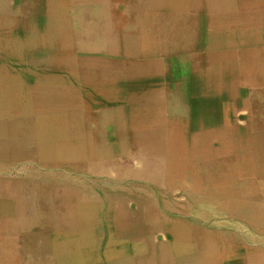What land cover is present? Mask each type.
Here are the masks:
<instances>
[{
  "label": "crops",
  "instance_id": "obj_1",
  "mask_svg": "<svg viewBox=\"0 0 264 264\" xmlns=\"http://www.w3.org/2000/svg\"><path fill=\"white\" fill-rule=\"evenodd\" d=\"M118 1L0 0V70L8 71L6 82L0 80V96L6 95L4 101L8 104V85L17 84L26 87L21 91L26 96L52 97L56 103L50 111L26 112L19 106L9 111L5 106L8 115L26 118L28 125L38 123L53 128L52 147L45 151H57L54 159L17 161L39 168H47L43 165L56 168L54 186L43 192L45 197L67 195V190L73 187L72 181L79 177L84 176L81 181L90 182L88 173L75 169L97 164L90 159L89 150L121 151V141H124V149L131 152L142 148L154 150L158 146L166 151L170 145L180 151L185 148L183 141L168 139L175 138V134H195V130L187 132L188 126L194 129L202 122L201 118L205 125L212 127L196 133L227 135L222 143L232 136L245 145L251 133L258 131L264 143V95L244 98L243 90H238L236 83L237 79L241 83L239 68L222 65L226 59L222 54L249 46L248 32L232 31L236 37L231 46L222 45L219 49L216 39L221 36L227 39L233 34L223 35L226 30L219 32L213 18L203 15L201 0H121L130 4L114 15ZM54 52L59 53L54 55ZM236 57L233 55L230 59ZM219 68L231 75L237 70L230 86L225 83L229 73L227 77L219 76ZM219 81H224L221 86L226 89H218L219 85L215 84ZM257 86L264 88V84ZM222 91L229 92V98ZM96 98L103 102L98 108L93 106ZM73 103L77 104L76 108ZM221 103L227 104L228 109L218 113ZM239 108L251 112L242 130L233 122L235 110ZM220 122L225 126L217 129ZM42 134L45 131L36 133L33 146L25 151L12 150V153L22 152L25 156L28 152L36 157L43 148L39 146ZM158 136L154 141L149 140ZM139 140L143 143L138 144ZM219 143L218 138L211 139L213 148ZM226 144V148H233L232 153L236 152L235 164H241L243 150L234 142ZM261 146L259 151H264ZM249 151L245 148L244 155ZM75 153L81 158L75 157ZM5 164L11 165L4 162V167ZM29 176L4 181L20 185L25 180L31 191L29 184L33 181ZM43 181L37 177L35 183ZM8 190L7 187L4 198L15 197ZM26 195L31 201L40 198L41 192L38 187L36 193L26 191ZM73 234L70 235L72 243ZM54 238L62 241L57 232Z\"/></svg>",
  "mask_w": 264,
  "mask_h": 264
},
{
  "label": "bare ground",
  "instance_id": "obj_2",
  "mask_svg": "<svg viewBox=\"0 0 264 264\" xmlns=\"http://www.w3.org/2000/svg\"><path fill=\"white\" fill-rule=\"evenodd\" d=\"M201 6L202 10H205L203 11L205 15L213 18V23L217 29L227 28V32L223 35H228L232 31L243 32L245 34L247 33L245 26H249V46L244 45L243 48L231 49V51L222 54L226 57L222 62L224 67L233 68L234 65V67L239 68L242 78L241 83H239L238 79L236 81L238 90H243L245 96L248 97L256 91L257 84L264 79V74L262 73L264 61L261 62L259 60L260 56L264 53V28L256 27L257 29L253 30L255 26H264V0H201ZM237 20H241L240 25H237ZM215 26L211 27L215 29ZM250 26L254 27L251 28ZM236 27L239 30L235 29ZM232 34L227 39L222 36L217 38L215 41L216 47L219 49L222 48V45L230 47L236 37V33ZM233 55L237 56L238 59H230ZM247 71L249 74L245 75ZM228 73L229 71H222L219 68V76L225 75L227 77ZM251 77H254L255 80ZM233 79L229 73V77L225 82L226 85L230 86ZM223 82L219 81L218 84H215L219 85L218 89H223L221 86ZM246 84L250 85V87L246 86ZM244 85L247 88H244ZM8 89V104L4 101L6 95L0 96L1 111L4 108L6 110L5 106H7L9 111L15 110V107L17 109L18 106L20 110L26 112L53 110L52 107L56 104L52 97H44L45 99H43L39 95H24L21 93L25 89L22 85L16 84L12 86L9 84ZM212 89L218 90L215 87H212ZM222 93L229 98V92L222 91ZM21 95H24L27 101H30L22 107L20 105L21 100L19 99ZM50 99H52L51 102L49 101ZM237 99L242 100L241 98ZM73 106L76 108L77 104L73 103ZM5 126L0 124V160L3 163L8 162V160H40L41 162H48L55 158L54 155L57 151H45V148L52 147L51 143L54 140V136L50 133L53 128L50 125L43 126L38 123L36 125H28L25 121L16 122L9 120ZM202 127H205V124H202ZM43 128H46V130H43ZM40 131H45V134L39 137V146L43 148L41 152L37 153L36 157L33 153L28 152H25V156H22V152L12 153V150L23 149L22 151H25L24 149L33 146L36 143L35 135L36 133H40ZM225 136L211 132L200 134L199 139H197L199 144L195 147L199 148L198 150L201 152L199 156L207 161L214 160L220 152H231L233 148H226V143L232 145L234 142L235 146L237 145L236 147L241 150H245V148L250 149L248 155H244L243 152L242 158L240 157V160L246 162L245 165L238 167L236 164H229L231 172L221 174L219 180L213 183L214 187L223 191L225 196L228 193V199L225 202L226 207H243L249 211L246 214L243 210H226L227 213L237 214L242 220L245 218L244 215L248 216L249 225L264 224V204L252 201L259 200L260 198L264 200V151H259L263 142L261 135L258 134V131L251 133L249 141L245 145H243L241 139L233 138L232 136L225 140L226 143H222V139ZM216 138H218V142L220 141V145L217 148H213L211 146V139L215 140ZM168 140L178 141L180 139L175 136V138L172 137ZM180 141L182 142V140ZM193 142L194 135L186 143L183 142V147L185 148L182 152L186 154L182 156L186 157L187 155L188 149L186 148V144ZM244 146L245 148H242ZM263 146L264 143L261 147ZM166 149L165 151V148L162 146H158L154 150L142 148L140 149V154L136 155L138 158H135L131 151H116L114 153V150L92 149L89 150V156L97 164L75 168L78 171H85L92 175L103 176L106 172L111 174V181L106 182L114 184L112 186L114 187L113 189H110L112 187L109 186L104 188L99 182L91 184L92 186L89 184L87 186L88 194H98L100 197L96 196L102 202L99 205L108 209L106 210L108 218L101 223L102 226L110 228L111 232H113V236L111 237L110 235L106 241L108 244L104 248L103 255L107 260L106 264H230V262L224 261V257L228 256L227 254L235 245H239L236 242L241 240L240 236L229 233V231L212 230L210 227L202 229L191 222L184 221L180 217L176 218L175 215L173 217V213L183 214L185 210H170L174 204L163 189L149 191L150 188L145 186L146 182L152 181L151 183L156 184V187L160 188L165 183L163 176L167 175L168 172L166 170L168 167L162 158L166 157L165 153L176 156L173 151L178 150L173 148L172 145ZM122 154L125 156L124 159H121ZM74 155L81 158V155L78 153ZM247 158H250L251 161L247 162ZM134 159L141 164V169L134 171V168L130 166ZM43 166L52 168L50 165ZM199 167L204 172L203 178L205 180L209 179L210 169L207 166L199 165ZM11 168V165L4 167L0 164V236H3V239H0V264H99L98 261H92L93 258L97 257L95 251L91 249L87 250V246L84 245L85 242L97 240V236L94 238L93 234L89 232L95 225H99L101 222L97 219V210H95L98 200L94 202L90 197H83L82 190L78 189L74 192V195L77 203L82 206L79 210H73L72 214L70 213L67 209L70 206V198L69 196L66 197V195L62 198V201L56 198L58 208L63 207V210H55L57 208L51 209L49 205V208H45L47 205L45 203V196L42 194L45 190H50V187L54 186V182H42L44 185H39L35 183L34 177L53 180L57 175L54 172H48V170L45 173L38 172L35 166L29 167V175H32V177H29L33 181L29 184L30 191L28 182L25 180L20 185L11 181H4L11 180V177L8 176ZM175 173L177 172L170 175L172 180L166 182V185H177L178 183L184 187L185 184L192 182L195 186L203 179H198L194 175L190 176L186 173H177V175ZM153 176L159 179L152 180ZM235 176L247 179L246 184L237 182ZM114 178L116 182H114ZM119 178L122 180L125 178H135L145 183L122 185L120 183L121 180H118ZM7 187L9 192L15 194V197L4 198L3 194ZM38 187L41 197L29 201L26 191L36 193ZM187 187L185 186L183 190L188 189ZM33 188L35 189L34 192ZM105 192L114 193L118 197L117 200H108L104 195ZM23 193L25 195L21 196ZM132 196L137 200V210H127L125 208L128 198L132 200ZM256 196L260 197L257 199ZM195 203L197 202L195 201L193 204ZM215 206L218 207L219 204ZM29 207H34L38 210H27ZM56 222H61L64 227L59 229L56 226ZM56 232L60 238L62 237V241H55L54 235ZM73 232L75 236L72 237V243L70 235ZM86 232L89 233L88 236L85 235ZM159 234H162L165 239L156 240ZM229 234H233L234 240L228 238ZM120 238L123 241H118ZM250 238L254 239L252 235ZM71 243L75 246L70 245ZM76 243L80 246H77ZM114 243H116V247H114ZM38 245H40V248H38ZM71 259L76 261L70 263L69 260ZM242 264H264V253L259 248L249 250L243 257Z\"/></svg>",
  "mask_w": 264,
  "mask_h": 264
},
{
  "label": "rangeland",
  "instance_id": "obj_3",
  "mask_svg": "<svg viewBox=\"0 0 264 264\" xmlns=\"http://www.w3.org/2000/svg\"><path fill=\"white\" fill-rule=\"evenodd\" d=\"M129 4L130 3L126 2V1L119 0L115 6L114 15L121 13L123 10L126 9V7ZM203 11H205V10H203ZM203 15H205L204 12H203ZM240 21L241 20H237V23H238L237 25H240ZM250 27L252 28L254 26H250ZM256 27L262 28V29L264 28V26H255L253 30H255ZM75 29H76V25H75ZM235 29L239 30V28H237V27ZM245 29L247 32H249L248 31L249 26H245ZM225 30H227V28L224 30L219 29V32H224ZM258 30H260V29H258ZM228 31H229V29H228ZM252 43H254V41H252ZM95 49H98V48H95ZM59 52H54V53H56L54 55H57V53H59ZM45 57L46 56H43V58H45ZM260 57L261 58L259 60L261 62H263L264 61V53ZM234 59L237 60L238 57H236ZM262 71H263L262 73L264 74V62H263ZM7 72L8 71L0 70V80L4 81L7 78V75H6ZM247 73L249 74V72L247 71L245 73V75ZM234 74L235 73H233L232 75H234ZM236 75H237V70H236L235 77H236ZM251 78H253V80H255L254 77H251ZM5 82H6V80H5ZM259 84H264V79ZM0 86H1V84H0ZM243 87L247 88L245 85ZM24 88H26V87H24ZM224 88L225 87H223V89ZM263 93H264V88L257 87L256 91L254 93H251V95H249V96L250 97L251 96H258V95L263 96ZM243 97L246 98L245 95ZM19 99L21 100L20 101L21 107L30 102V101H27V98L24 95H21L19 97ZM94 102L95 103L93 104V106H95V108H98V107H100L101 104H103L102 100L99 98H96L94 100ZM221 104H222V106H220V104H219L220 107H218V109H217L218 113L224 112L225 109L226 110L228 109L227 104H225V103H221ZM73 107L75 108V106H73ZM47 110L50 111V109H47ZM250 113L251 112L248 110L242 111L241 108L235 110V118L233 119V122L237 125V128H241L240 130H242V127L247 122V118L250 116ZM19 117L8 115L6 110L0 111V124H3V126L6 127L5 124L7 122H9V120L16 121V122L27 120L26 118H23V117L19 118ZM219 118L220 119H218V120L220 121L222 119L220 114H219ZM201 121L202 122H200L198 126L194 127V129H192L188 126L187 132H189L191 130H195L193 133H196L199 131H204L206 129H210V127H212V125H208V126L205 125V127L201 128L202 124H205L203 118H201ZM196 123H198V122H196ZM222 126H225V125H222L220 122L218 125H216V128L220 129ZM184 130H187V129L185 128ZM201 134H203V133H201ZM193 135H194V142L191 144H189V143L186 144L187 145L186 148L188 149L186 157L182 156L183 154H186V153H183L182 149H180V151L174 152V154L176 156L170 154L171 155L170 157H168L169 155L168 156L166 155L165 158H162V159H164L165 165H167V167H168L166 170L168 172L167 175L163 176L165 183L160 188H157L156 184L151 183L152 181L146 182L145 186L147 188H150L149 191H158V190L163 189L167 193L168 197H170L171 201L174 204V206L171 207L170 210H185L183 214L173 213V217H175V216H176V218L180 217L184 221L191 222L195 226L200 227L202 229H205L206 227H210L212 230L213 229H219L220 231H223V232L229 231V233H234L235 235L240 236L241 240L236 242L239 245H235L234 248H232V250L227 254L228 256L224 257V261L230 262V264H242V259L249 252V250H253L254 248H259L264 253V224L261 223L259 225L257 223V224H250L249 225L248 224V216L243 214L245 216V218H243V220H242L237 214L234 215L233 213L232 214L227 213L226 210H243V212L246 214H248L249 211H248V209H244L243 207H241V208L240 207L239 208L238 207H235V208L226 207L225 202L228 199V193L225 192L227 194V196H225L223 191H221L219 188L214 187L213 182L219 180L221 174L231 172V170L229 169L230 168L229 164L234 165L235 162L237 161L236 152H233V153L232 152L231 153L220 152L214 158V160L207 161L204 158H202L201 156H199L201 154V152L198 150L199 148L195 147L197 144H199L197 142V139H199L200 134H196V135L195 134H179V135L175 134L173 136L180 138V140H182L183 142L186 143L188 140H190V138L193 137ZM150 138H152L151 140L154 141V140L158 139L159 136L157 138L149 137V140H150ZM138 142H139L138 144L143 143L140 140ZM121 143H122L121 152L126 151V149H124V147H125L124 141H121ZM143 145L147 146L145 144H143ZM242 148H245V146ZM113 150L114 149H110V151H113ZM116 151L117 150H114V153ZM243 152H244V150H243ZM132 154L134 155L135 158H138L136 155L140 154V150H138V149L136 151L133 150ZM124 158H125V156L122 154L121 159H124ZM33 161L34 160H32L30 162H33ZM27 162H29V161H27ZM7 163L8 164L10 163L11 167H12L10 169V172H8V176H10L12 178H15V177H21V178L23 177L24 178L26 176H29V173H30L29 167L33 166V165L28 164V163H24V162L21 163V162H17L14 160L8 161ZM131 163L133 164V168L135 170L141 169V164L137 160L134 159ZM0 164L4 165L3 161L0 160ZM245 164H246V162L244 160H242L241 164H239L237 166L241 167ZM199 165L200 166H207L210 169V172H209L210 178L209 179L205 180L203 178L204 172L200 169ZM8 166L9 165H6V167H8ZM35 167H36L35 168L36 170L42 169L43 172L48 170V172L52 173L53 171L56 170V168H42V167L39 168L37 166H35ZM79 172L80 173H87L85 171L84 172L79 171ZM174 172L181 173V174L186 173L190 176L194 175L198 179H201V178H203V179H201L200 183L198 185L196 184L195 186L192 182L185 184V186H188L187 187L188 189L183 190V188L185 186L184 187L181 186L182 184L180 185L177 183V185L176 184L166 185V182L172 180V177L170 175L173 174ZM177 173H175V175H177ZM21 174H23V175H21ZM89 175L91 176L90 182L81 181L82 179L86 178L84 176L79 177V179H76L75 181H72L73 187H70L66 193L67 194L66 197L69 196V198H70V206L67 209L72 214L73 210L77 211L82 207V206H80V204L77 203L76 197L74 195V192L78 189L82 190L83 197H86V198L90 197L91 200L94 202H97V200H98V205H97V208L95 210H97L96 217L101 222L99 225H95L93 227V229L89 232V233L93 234L94 238H95V236H97V240L92 241V242H85L84 245L87 246V248H86L87 250L91 249V250L95 251V253L97 254V257L93 258L92 261H98L99 264H106L107 260L103 255L104 248L108 244L106 242L107 239L110 237V235H111V237L113 236V232H111L110 228H108L106 226H102L101 223L103 220L108 218V214H107L108 212L106 211L108 209L100 206L102 204V202L99 201V198L96 196L98 194H96V193L88 194L87 186H88V184L90 186H92L91 184H93L95 182H99L100 185L104 188H106V186L112 187V186H114V184L106 182V181H111V178H110L111 174L108 172H106V174L103 176L92 175V174H89ZM235 177L237 179L236 180L237 182L246 184L247 179H241V178H238L237 176H235ZM36 179H37V177H36ZM36 179H34V180H36ZM43 179L45 180L43 182H46V183L52 182V180H50V179H45V178H43ZM156 179H159V178L153 176L152 180H156ZM30 180H32V179H30ZM118 180H121L120 183L122 185H128L131 183H142L143 182L142 180L135 179V178H125L124 180L119 178ZM114 182H116L115 178H114ZM120 183H118V184H120ZM143 183H145V182H143ZM39 185H44V184L41 182ZM55 185H58L59 187H61V184L58 182H56ZM113 188L114 187H112L110 189H113ZM90 189H88V190H90ZM90 192H93V191H90ZM104 195L106 198H108V200H113V199L117 200V198H118L117 196L114 195V193L111 194V193L105 192ZM63 197L64 196L45 197V203L47 205V206H45V208H49V206L51 209L58 208V206H57L58 201L56 200V198L58 200L62 201ZM259 197L260 196H256L257 199ZM158 198H159V196H158ZM135 199L133 198V196H132V200L128 198L127 203H126L127 205L125 204V208L127 210H137L138 204L136 202L137 200H135ZM158 201H160V200H158ZM195 201L197 203L193 204ZM252 201H257L260 204H264V200L261 198L259 200H252ZM216 204H219V206L216 207L215 206ZM83 207H85V206H83ZM60 208H63V207H60ZM56 224H57L56 226L59 229H62L64 227V225L61 222L60 223L56 222ZM89 233L86 232L85 235L88 236ZM251 235L254 239L250 238ZM228 238H231L232 240H234L233 234H229ZM0 239H3V236H0ZM164 239H165L164 236L162 234H159L157 236L156 240L160 241V240H164ZM86 240H88V238H86ZM115 241H117V240H115ZM118 241H123V239L120 238ZM70 245H74V244L71 243ZM76 245L80 246L78 243H76ZM81 245L83 246V244H81ZM111 245H112V243H111ZM113 245H114V247L117 246L116 243H114ZM39 246L40 245H38V248H40ZM71 247L72 246H70V248ZM71 249H73V248H71ZM69 261H70V263H72L73 261H76V260L73 259V260H69Z\"/></svg>",
  "mask_w": 264,
  "mask_h": 264
}]
</instances>
